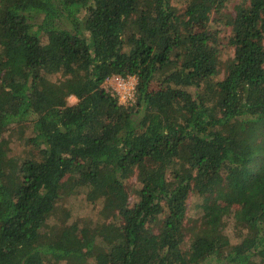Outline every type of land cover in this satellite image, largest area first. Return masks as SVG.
I'll list each match as a JSON object with an SVG mask.
<instances>
[{
	"label": "trees",
	"instance_id": "trees-1",
	"mask_svg": "<svg viewBox=\"0 0 264 264\" xmlns=\"http://www.w3.org/2000/svg\"><path fill=\"white\" fill-rule=\"evenodd\" d=\"M0 264H264V0H0Z\"/></svg>",
	"mask_w": 264,
	"mask_h": 264
},
{
	"label": "rangeland",
	"instance_id": "rangeland-1",
	"mask_svg": "<svg viewBox=\"0 0 264 264\" xmlns=\"http://www.w3.org/2000/svg\"><path fill=\"white\" fill-rule=\"evenodd\" d=\"M172 2L178 6L179 8H183L185 6V2L186 0H172ZM206 22L204 24H201V26H199V28H202L203 26H205ZM218 27V26H217ZM219 28V27H218ZM231 55V50L230 49H226L223 52H221V58L222 60H225L227 57H229ZM224 65H222L223 68ZM55 78V76H54ZM113 84H111L112 87H114L115 89H117L120 92V96H118L119 101L122 102L126 99V97L123 94V91L126 90V88L122 87V85H120L117 81H113ZM132 83H134L133 80H129L128 83H125V86L128 87L129 85H131ZM108 85L110 86V82L108 83ZM160 86L159 83H153L152 84V89H158ZM75 97L70 96L69 97V102L70 103H74L75 102ZM14 152H19V145H12ZM26 152V151H25ZM66 179V178H65ZM68 185H66V188H69V184H70V179L67 180ZM128 183H135V178L132 177ZM133 197H130V201H132ZM193 198H189L188 200V204L190 206V208L188 209V214L191 215V217H194L197 210L192 209V202H193ZM221 204V203H220ZM59 206L64 208V210L66 211V217H67V222L68 224L76 222L78 223L80 226H82L81 224H84V222L88 221L89 217H93L96 218V214L94 213L92 206H90L89 204H87V199L85 198V194L83 192H79L78 194H71V195H67L64 198H62V200L59 202ZM58 216V215H57ZM227 220L229 221L227 228H226V232L231 233L232 231V217L231 216H227L226 217ZM78 228V233L81 235V233H85V231L81 228V227H77Z\"/></svg>",
	"mask_w": 264,
	"mask_h": 264
},
{
	"label": "built area",
	"instance_id": "built-area-1",
	"mask_svg": "<svg viewBox=\"0 0 264 264\" xmlns=\"http://www.w3.org/2000/svg\"><path fill=\"white\" fill-rule=\"evenodd\" d=\"M114 80L117 81L120 85H122L123 88L124 87L126 88V90L123 91V94H122L126 97V99L124 101H122V103H126L129 100H131L133 98V94H134V86L136 83V79L132 76H127L126 78H123L119 75H113L112 77L106 79V83L108 84L110 82V86H111V84H113L112 82ZM129 80H133L134 83H132L131 85L126 87L125 83H128ZM112 88L118 93V96H120V92L117 89H115L114 87H112Z\"/></svg>",
	"mask_w": 264,
	"mask_h": 264
}]
</instances>
